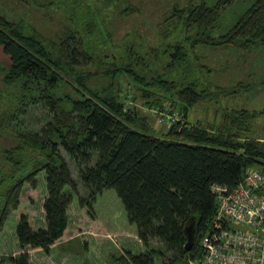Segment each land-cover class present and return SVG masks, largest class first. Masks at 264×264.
<instances>
[{"label":"trees","instance_id":"obj_1","mask_svg":"<svg viewBox=\"0 0 264 264\" xmlns=\"http://www.w3.org/2000/svg\"><path fill=\"white\" fill-rule=\"evenodd\" d=\"M18 1L24 8L19 13L0 6V53L7 59L5 63L0 58V232L19 206L23 186L35 188L41 171L47 194L45 227L34 230L27 215H20L15 233L23 252L8 262L29 264L26 248L48 252L62 237L72 193L94 218L93 205L107 189L116 192L144 246L143 252L126 251L114 262L155 264L159 258L161 264H188L201 258V238L214 230L219 206L212 186L234 188L249 170L264 173V137L252 127L258 113L247 109L225 112L218 124L187 122L189 109L209 101L213 94L194 81L179 83L170 74L185 63L184 41L192 48L264 47V0H255L218 37L212 31L233 0L174 6L161 22L166 25L162 42L176 31L188 34L194 28L195 35L185 34L182 42L173 45L162 43L160 51L149 48L155 57L168 56L161 72L155 67L159 57L145 58L148 54L139 52L142 43L136 46L128 37L122 42L123 52L110 54L116 47L102 9H93L83 0ZM118 1L104 0V5ZM52 6L61 9L66 22L53 37L36 27L29 9ZM137 12L138 8L123 2L117 14ZM122 77L129 79L147 108L170 115L179 108L180 118L165 132H156L135 105L126 107L119 95L108 96L115 87L120 91ZM237 87L244 86L239 82L232 89ZM36 110L42 112L41 119L29 123L28 116ZM68 161L74 163L81 185L72 177ZM66 186L71 191H64ZM190 221L194 241L186 251L184 227Z\"/></svg>","mask_w":264,"mask_h":264},{"label":"rangeland","instance_id":"obj_2","mask_svg":"<svg viewBox=\"0 0 264 264\" xmlns=\"http://www.w3.org/2000/svg\"><path fill=\"white\" fill-rule=\"evenodd\" d=\"M83 1L93 9L100 11L102 9L101 17L111 31L112 43L116 47L110 51V54L112 52L116 55L123 52L122 42L125 37H128L129 42L136 46L139 45L138 42L142 43L139 45V52L148 54L145 58L149 57L155 60L159 57L155 61V67L157 72H161L162 66L169 61V58L162 54L155 57L149 48L153 47L160 51L168 43L173 45L182 42L185 39L183 37L185 34L190 37L195 35L194 28L188 34L184 30L176 31L169 41L162 42L161 30H164L166 25H161V22L174 6L185 5L189 1L197 3L202 0H119L115 5L109 7H105L104 0ZM216 1L205 0L208 5H213ZM254 1L233 0L218 17L212 36L218 37L227 32ZM123 2L138 8L139 12L129 16H119L117 12ZM0 6L3 7V10L17 13L21 12V9L24 10L18 0H4ZM29 9L31 10V21L44 34L53 37L63 31L66 22L60 8L52 6L48 9L33 7H29ZM127 34L131 35L127 36ZM162 43L164 45H160ZM182 43H184L182 45L186 51L185 63L181 65L179 63L170 76L179 83L184 79L182 84L194 81L199 88H207L213 94L209 101L191 107L186 121L218 124L225 112L232 109H247L258 113L252 127L255 132L262 133L264 137V47L243 50L236 47L197 45L192 48L189 41ZM0 58L7 63L6 57L1 53ZM97 71L101 73L102 67L97 68ZM148 75L155 74L148 72ZM239 82H242L244 87L232 89ZM120 83V91L115 87L110 90L112 95H119L126 107L135 105L140 114L148 118L150 126L156 132H165L172 121L180 118L177 115L179 108H176L172 115L167 111L159 112L147 108L145 101L131 88L128 78L122 77ZM218 88L232 90V92L229 94L219 92ZM132 97H135V101ZM41 117L42 112L36 110L28 116L27 120L29 123L36 124ZM68 165L72 177L80 184L74 163L68 161ZM64 191H71V189L66 186ZM80 193H83L81 186ZM46 194L45 173L41 171L36 176L35 188L30 187L29 184L23 186L18 208L10 213L4 223L0 232V255L11 254L19 249L15 229L20 215H27L32 219L34 226L45 227L43 200ZM72 194L73 201L69 207L68 230L73 231L79 227L81 235L71 240L68 238L67 231L61 241L57 240V243L52 245L48 252L40 250L34 253V250H39L34 249L31 264H115L114 258L123 254L121 248L124 246L123 242L129 245L133 253L141 251L142 247L137 242L136 226L128 222L123 204L113 189L104 190L97 197L93 205L94 218L90 216L88 209L80 207L78 196ZM153 244L160 246L155 242ZM3 259L5 264H11L8 262V258ZM155 264H161V260L155 258Z\"/></svg>","mask_w":264,"mask_h":264},{"label":"built area","instance_id":"obj_3","mask_svg":"<svg viewBox=\"0 0 264 264\" xmlns=\"http://www.w3.org/2000/svg\"><path fill=\"white\" fill-rule=\"evenodd\" d=\"M219 206L202 257L188 264H264V173L249 170L234 187L212 186Z\"/></svg>","mask_w":264,"mask_h":264},{"label":"crops","instance_id":"obj_4","mask_svg":"<svg viewBox=\"0 0 264 264\" xmlns=\"http://www.w3.org/2000/svg\"><path fill=\"white\" fill-rule=\"evenodd\" d=\"M69 216H70V214H69V209H68V223H67V227H66V229H65V231H64V233H63V235H62V237L60 238V239H58L59 241H61V239L64 237V235H65V233H67V231H68V234H69V239H71V240H73V239H76V238H78V235H81V233H79V227H78V229L76 228V229H73V231H71V230H68V227H69V222H70V218H69ZM20 217V216H19ZM28 217V216H27ZM19 219V218H18ZM28 220H29V223H30V226L32 227V229H38V228H43V226L42 225H40V227H37V226H34L33 224H32V219H30L29 217H28ZM44 220H45V217H44ZM137 242H138V245H141V247H142V249H141V251L140 252H143L144 251V246L142 245V243L139 241V239L137 238ZM57 243V241L54 243V245ZM122 245H124V246H122L121 248H122V253H124V252H126V251H129V252H132L131 250H130V247H129V245L128 244H125L124 242L122 243ZM41 249H39V250H34V253L35 252H39ZM25 251H27V253H28V256H29V264H31L32 263V253H33V250H31L30 248H26L25 249ZM23 251L20 249V246H19V249H17L16 251H14L13 253H11V254H5V255H0V261H3V262H5V260L3 259V258H10V257H17L20 253H22ZM133 253V252H132ZM5 264V263H4ZM115 264H117V263H115Z\"/></svg>","mask_w":264,"mask_h":264},{"label":"water","instance_id":"obj_5","mask_svg":"<svg viewBox=\"0 0 264 264\" xmlns=\"http://www.w3.org/2000/svg\"><path fill=\"white\" fill-rule=\"evenodd\" d=\"M112 95V92L109 91L108 96L110 97ZM184 233L186 236V243H185V250L190 251L193 247V241H194V223L193 221H190L187 223L184 227Z\"/></svg>","mask_w":264,"mask_h":264}]
</instances>
